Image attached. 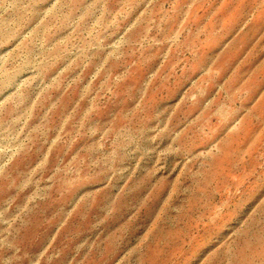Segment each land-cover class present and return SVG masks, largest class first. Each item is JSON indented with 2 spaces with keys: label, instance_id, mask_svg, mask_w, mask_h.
I'll list each match as a JSON object with an SVG mask.
<instances>
[{
  "label": "rangeland",
  "instance_id": "rangeland-1",
  "mask_svg": "<svg viewBox=\"0 0 264 264\" xmlns=\"http://www.w3.org/2000/svg\"><path fill=\"white\" fill-rule=\"evenodd\" d=\"M0 264H264V0H0Z\"/></svg>",
  "mask_w": 264,
  "mask_h": 264
}]
</instances>
